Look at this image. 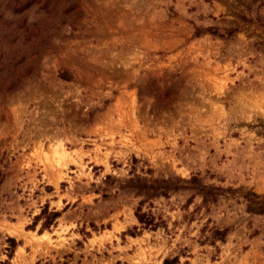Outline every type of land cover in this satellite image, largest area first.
<instances>
[{
  "label": "rangeland",
  "instance_id": "rangeland-1",
  "mask_svg": "<svg viewBox=\"0 0 264 264\" xmlns=\"http://www.w3.org/2000/svg\"><path fill=\"white\" fill-rule=\"evenodd\" d=\"M263 200L264 0H0V264H264Z\"/></svg>",
  "mask_w": 264,
  "mask_h": 264
},
{
  "label": "trees",
  "instance_id": "trees-1",
  "mask_svg": "<svg viewBox=\"0 0 264 264\" xmlns=\"http://www.w3.org/2000/svg\"><path fill=\"white\" fill-rule=\"evenodd\" d=\"M198 182V179L193 177L191 178V183L195 184ZM223 192V189L221 188H215L211 186H199V194L202 196V203L204 205H208L209 203H215L217 200V197L220 195V193L216 192ZM253 198L258 199V197L255 194H252ZM255 203V200H249V204ZM257 203V202H256ZM248 211L250 213L254 214H264V200L261 202V204L257 207H252L248 205ZM60 216V213L57 211H48L47 205L44 206L42 209V212L34 218L35 222H38L39 220L43 219L42 225H41V231L45 229L50 228L51 225L54 224L55 220ZM135 217L137 219L138 224L141 225L143 229H154L156 228L157 224L152 216L142 213L141 208L138 207L135 211ZM226 234V230H213L212 231V240H220L223 241ZM10 242H13V240H9ZM162 264H177L176 258H165L162 262Z\"/></svg>",
  "mask_w": 264,
  "mask_h": 264
},
{
  "label": "bare ground",
  "instance_id": "bare-ground-1",
  "mask_svg": "<svg viewBox=\"0 0 264 264\" xmlns=\"http://www.w3.org/2000/svg\"><path fill=\"white\" fill-rule=\"evenodd\" d=\"M59 150H61V149H59ZM64 150H65V149H64ZM64 150L62 149L61 151H59V153H60V152H63ZM57 152H58V151H56L55 153L57 154ZM64 153H65V151H64Z\"/></svg>",
  "mask_w": 264,
  "mask_h": 264
}]
</instances>
